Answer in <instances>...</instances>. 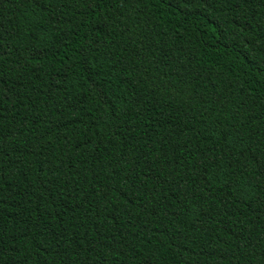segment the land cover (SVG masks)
I'll return each mask as SVG.
<instances>
[{
  "label": "trees",
  "instance_id": "obj_1",
  "mask_svg": "<svg viewBox=\"0 0 264 264\" xmlns=\"http://www.w3.org/2000/svg\"><path fill=\"white\" fill-rule=\"evenodd\" d=\"M0 264H264V0H0Z\"/></svg>",
  "mask_w": 264,
  "mask_h": 264
}]
</instances>
